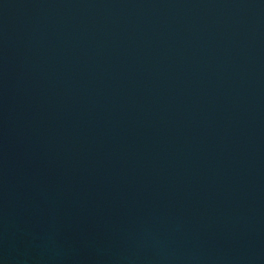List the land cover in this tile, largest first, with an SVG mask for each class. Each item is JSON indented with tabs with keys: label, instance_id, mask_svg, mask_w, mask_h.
Listing matches in <instances>:
<instances>
[{
	"label": "water",
	"instance_id": "95a60500",
	"mask_svg": "<svg viewBox=\"0 0 264 264\" xmlns=\"http://www.w3.org/2000/svg\"><path fill=\"white\" fill-rule=\"evenodd\" d=\"M0 264H264V0H0Z\"/></svg>",
	"mask_w": 264,
	"mask_h": 264
}]
</instances>
